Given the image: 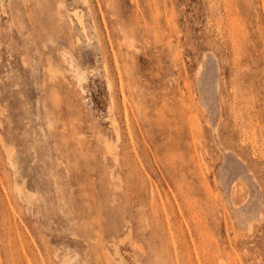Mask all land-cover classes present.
Instances as JSON below:
<instances>
[{"label": "rangeland", "instance_id": "374dc122", "mask_svg": "<svg viewBox=\"0 0 264 264\" xmlns=\"http://www.w3.org/2000/svg\"><path fill=\"white\" fill-rule=\"evenodd\" d=\"M0 1V264H264V0Z\"/></svg>", "mask_w": 264, "mask_h": 264}, {"label": "bare ground", "instance_id": "6f19581e", "mask_svg": "<svg viewBox=\"0 0 264 264\" xmlns=\"http://www.w3.org/2000/svg\"><path fill=\"white\" fill-rule=\"evenodd\" d=\"M77 14H74L76 21L78 25L83 28L82 19L81 17H79L80 15L78 14L77 16ZM204 57L206 58H204L203 63L199 66L196 73V82L199 91L200 108L206 114L207 125L211 128L212 135L214 137L216 145L218 146L222 154V162L218 169V183L219 186L222 187L221 189H223V192L226 194V198H227V199L225 198L226 203H228L231 206V209L235 214L234 220L235 221L237 220L236 222H238V224H240L241 226H244L245 228H249L250 223H252L251 221H254L256 223L255 219H260L261 218L260 216H262L261 213L259 216L260 218H257L259 214V209L262 208L260 202L262 199L260 200L259 198L260 190H258L257 188L258 182L256 183V181H254L253 174L251 175L252 172L248 171L249 169L247 170L245 168V163L243 164L231 151H227L220 144L217 135V116L219 113V103L217 98L218 96L217 93L219 91L218 90L219 84L217 80L218 66H217V61L215 60L212 54L208 53L207 56ZM76 75L78 81L81 82L80 81L82 78L81 75L78 73ZM112 121L114 122L115 120L112 119ZM114 127H116V125ZM117 129L115 128L114 130ZM116 133H118V130ZM237 180H241L245 182L248 187V196L239 206L235 205L232 199V187L234 185V182ZM17 194L21 198V200L26 201L27 204H30V200L28 201L29 199L28 196H27L28 199L26 197H22L23 195L21 190L17 189ZM225 194H223L224 197Z\"/></svg>", "mask_w": 264, "mask_h": 264}]
</instances>
